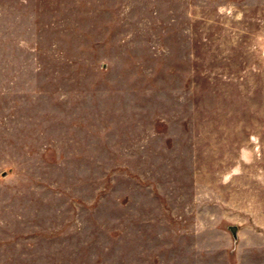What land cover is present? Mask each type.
I'll return each mask as SVG.
<instances>
[{
	"label": "rangeland",
	"instance_id": "374dc122",
	"mask_svg": "<svg viewBox=\"0 0 264 264\" xmlns=\"http://www.w3.org/2000/svg\"><path fill=\"white\" fill-rule=\"evenodd\" d=\"M0 264H264V0H0Z\"/></svg>",
	"mask_w": 264,
	"mask_h": 264
},
{
	"label": "water",
	"instance_id": "95a60500",
	"mask_svg": "<svg viewBox=\"0 0 264 264\" xmlns=\"http://www.w3.org/2000/svg\"><path fill=\"white\" fill-rule=\"evenodd\" d=\"M229 229H230V231L232 233L233 238L235 239L236 238V234H235L236 228L235 227H230Z\"/></svg>",
	"mask_w": 264,
	"mask_h": 264
}]
</instances>
